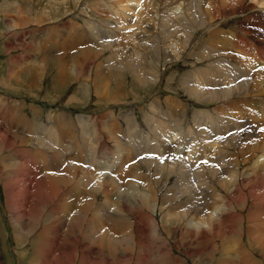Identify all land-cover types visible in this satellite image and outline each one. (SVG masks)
Segmentation results:
<instances>
[{"label": "rangeland", "instance_id": "obj_1", "mask_svg": "<svg viewBox=\"0 0 264 264\" xmlns=\"http://www.w3.org/2000/svg\"><path fill=\"white\" fill-rule=\"evenodd\" d=\"M197 1L139 0L137 4H133L132 0H0V99H7L12 104L19 105V102L22 103L28 119L31 117L30 109L32 107L42 110L45 115H50L51 118L58 115L64 126L72 130L73 141H66L62 135H53V137L63 139V141H59L55 151L68 160L71 195L63 204L72 213L77 212L74 209L76 201L74 192H84L86 201H89L90 193L93 191L91 188H77L73 180L79 168L78 158L82 153L77 150L79 147L85 150V145L89 143L88 140H84L82 131L78 126L79 118L90 120L89 117H92L97 134L95 138L107 141L112 147L116 146L117 139H109L111 137L109 126L115 125L113 129L117 133L118 150H121L119 153H122L121 156L123 157L131 156L129 159H133L134 162L129 161L131 166H136L134 172L138 174L130 177L131 185L134 188L131 189V185L121 187L123 193H116L115 200L118 205L114 201L113 203L116 208L118 206L120 209H123L124 204L130 206L129 208L136 206L144 220L147 215L153 216L157 224H166L168 220V217L164 216L165 208H160L159 200L162 199L164 203H167L166 205L170 202L176 206L178 203L173 202V197H171V193L174 191L171 192L174 176L169 175L168 165L170 167L172 165L174 170H177L182 162L191 163L194 161L196 164L200 161V157L207 160L209 153L201 152V154L199 152L200 154H198L196 148L200 149L201 146L207 148L206 145H209L203 144L206 143V140L211 139L202 137L200 133L202 131H204L203 134L207 133L210 125H204L205 119L202 120L203 122L201 121L202 125L194 129L195 118L202 114L205 116H208L206 114H213L214 110H223L224 113L235 110L242 113L244 117L251 119L257 125V144L259 148H262L263 141L259 140V137L264 139V119L261 120L262 114L264 116V106H262L264 97L243 96L240 99H230V96L223 90L226 98L232 103L222 102L221 98L217 102L215 100L209 101L213 97L210 93L214 91L210 87V81L204 83L203 88L201 71L205 72L206 64L209 63L208 60L213 57L210 52L203 49L204 45L207 48L211 44L213 47L216 46L218 51L216 57L224 61L221 66L215 69V77H218L222 71H229L228 68L231 63L233 64L232 60L235 56L244 55V49H241L242 43L237 40L236 45H233L234 40L233 42L229 40L231 32L241 40H251L253 42L252 47H257V50H253V54L258 56L259 49L264 52V36H261L259 31V29L264 30V24L259 18L261 12L264 11V6L261 7L258 4L260 0H236L232 6L223 7L226 9L222 10L221 8L219 10L220 14L218 17L217 15L214 17L216 19L213 23L207 18L213 10L206 7L210 2L204 0L202 3L201 0V6L197 7ZM220 2L228 6L231 0H220ZM248 6H250V10L244 15H239ZM252 7L255 8L252 9ZM176 9L181 12V15L175 13ZM201 11L206 13V20L203 24L201 19L199 21L197 19L198 13ZM222 14L224 15L222 16ZM194 17H197L195 20L199 26L196 25ZM227 17L230 19H225ZM210 18L213 19V17ZM83 19L88 21L85 25L90 33L94 27L91 22L96 19L100 20L101 26L103 25L101 36L97 37L93 33L87 36L78 34L77 40L67 38L65 34L69 30L68 24L77 21L76 24L79 25ZM211 23L213 25L219 24V26L216 25L219 40L211 39L210 34H213L214 30L213 26L209 27ZM7 26L12 29L11 32L7 31ZM246 28H248V32L245 30ZM219 53L221 54L219 55ZM256 55L253 57L259 59L260 64L255 63L254 71L263 69L261 71L263 73L264 59L260 56L258 58ZM63 63H67L65 64L66 70ZM158 72L161 73L160 80L157 78L149 84L146 77L150 76L151 73L156 77ZM28 74L32 76L29 77ZM224 78L230 80L227 77ZM187 82H190V85L193 84L194 98H191L187 92L184 93ZM214 97H219V95ZM166 107L174 110L173 115L176 120L180 119L181 116V124L179 123L176 131L172 130L170 126V131L169 127L166 128L167 133L169 132L166 136L167 139L160 134L159 129L156 131L155 127L156 123L162 125L164 123L167 126L168 123H171L169 119L168 122L166 120L168 118ZM145 116L149 119L147 120ZM40 123L47 128L51 126L44 121V118L40 120ZM23 124L27 123L17 124L16 127L20 132L27 133V129L22 128ZM27 128L35 134L34 129L28 124ZM190 128L194 133H191ZM195 130L199 133L197 136ZM56 131L60 132L59 129ZM211 132L215 133L214 139L216 132L213 127ZM210 135L212 136V134ZM153 137H156L158 142L156 139L151 141ZM249 138L254 139V136ZM129 140L136 144L137 154L129 149V147L131 148V145L127 144ZM166 141L170 142L169 146ZM150 143L159 145L153 149L149 145ZM48 152H51L50 148ZM8 156L15 158V154L8 150L0 154V168L5 169L4 175L10 171L9 168H6ZM105 157L104 154L102 158ZM143 157L144 159H142ZM145 157L155 161L152 169L143 167L140 169L142 166L140 162H145ZM135 161L138 163L136 164ZM64 163L67 164V162ZM157 165H159L160 170H156ZM138 166L140 167L137 168ZM207 169L209 168L202 169L203 171L197 174L195 172L189 177H192L191 179L194 181L203 183L202 180H205L204 183H207L210 180ZM158 171L163 173L160 172V175ZM166 172H168V179L165 178ZM143 174L145 175L144 180L140 181L139 176ZM198 174L203 177L197 178ZM159 178H161L160 181ZM151 181L155 183L152 182L153 185L147 186L146 183L152 184ZM201 183L198 182L196 185L201 187ZM205 185L210 190L211 185L208 183L202 184L201 188L204 190ZM254 187H244L241 191L242 195H240L242 203L240 200L239 203L243 205L246 202L244 210L246 221L250 209L255 210L253 208L260 204L258 201L259 192L263 193L259 187ZM168 188L169 190H167ZM207 188L203 191L205 195L208 194ZM249 189L253 194H256L253 196ZM4 190V183L0 182V264H30L32 260H35V264H48L49 250L45 247L50 238L48 232H52V226L58 225L59 222H56L49 212H45L40 223L41 227L45 226L46 222L51 223L48 231L43 234L36 231L28 241L18 246L13 223L10 214L7 213ZM151 192L153 193L151 194ZM245 192L246 197H243ZM183 203L187 202L184 201ZM83 204H78V209ZM180 205H177V208L172 211L175 210L174 213H176L181 210L182 208L178 207ZM188 205L182 206L191 212L189 214H192V210L195 208L192 209L191 207H195L197 204L190 202ZM105 211L114 217L115 213L108 206L105 207ZM130 216L134 220L137 218ZM184 216L188 217L185 211ZM95 220L94 212L88 213L84 225L93 223ZM151 220L149 223L153 230L154 226ZM141 224L144 223L141 222ZM144 225L139 223V226L135 228L138 233H144L140 236L142 238H145L147 233V225ZM169 225L166 229L160 228L161 231L165 232L163 238L155 240L153 234H149L148 242L150 245L134 250L133 260L127 264H217L221 252L215 253V251L219 247L223 249L222 258L228 261H235V257L241 248L240 230L234 235H225L224 239L217 241L214 235L217 231L204 230V232L199 233L195 225L187 222L184 224V231H175L179 226L175 225L174 221H171ZM245 225L247 227L248 224L245 223ZM228 226L229 223L220 231L225 230ZM106 228L114 229L115 222L107 223L105 227L101 226V233H106ZM202 229L205 228L201 227L200 230ZM80 240V256L73 264H122L119 261L114 262L113 252L109 250L103 251V259L100 258L93 262V254L86 251L85 245L88 243L86 236H81ZM151 242L154 243L151 244ZM244 242L248 247L250 246L247 238H244ZM22 252L25 257H21ZM256 259L258 262L264 263L263 257L258 256Z\"/></svg>", "mask_w": 264, "mask_h": 264}, {"label": "bare ground", "instance_id": "obj_2", "mask_svg": "<svg viewBox=\"0 0 264 264\" xmlns=\"http://www.w3.org/2000/svg\"><path fill=\"white\" fill-rule=\"evenodd\" d=\"M138 1L139 0H132L133 4H137ZM208 1L210 2V4L206 7L213 10L211 15L207 18H209V20L214 23V19H216L214 17L216 15L218 17V15L220 14L219 10L221 8L222 10H224L232 6L233 4H235L236 0H231L230 5L227 4L228 6L224 5L222 2H220V0ZM203 2L204 0H202V3ZM258 4L261 5V7L264 6V0H260ZM196 5L197 7L201 6V0H198ZM223 7L226 8L223 9ZM254 8L255 7H252V9ZM178 9H176L175 13L177 15H181V12H178ZM249 10L250 6H248L246 10L241 11L239 15H244ZM261 13L262 14L259 18L264 24V11H262ZM223 15L224 14H222V16ZM210 17H213V19ZM196 18L197 17H194L193 19L196 25L199 26V24H197V21L195 20ZM228 18L229 17L225 19ZM197 19L198 21L199 19H201L203 24V22H205L206 20V13H204L203 11L199 12ZM213 23H211V26H209H213L214 29L213 34H210L211 39L214 38L219 40V32H217L216 29L219 24L215 23L217 25L216 26L213 25ZM245 30L247 32L249 31L248 28H246ZM7 31L11 32L12 29L7 26ZM259 31L261 36H264V30L259 29ZM229 40H232V42L234 40L233 45H236L237 40L239 41V43H242L241 49H244V55L239 57L233 55L235 57L232 60L233 64L231 63L228 68L229 71H222V73H220L218 77H215V69L218 66H221L222 62L224 61L223 59L221 60L219 57H216L218 52L216 46L213 47L211 46L212 44L208 48L205 45L203 46V49L210 52V54L213 56L212 58H210V60H208L209 63L206 64L207 68L206 70H204L205 72H202L200 70L202 76L201 83L203 85V88L204 83L210 81L211 86H209L213 88L214 91L210 93L213 97L209 101L215 100L217 102L221 98L222 102L232 103L226 98V94L223 90H225L226 93L230 96V99H240L243 96L264 97V72L261 73L263 69L254 71L256 68L255 63L260 64L259 59L253 57L254 55H256L253 54V50H257V47H252L253 42L251 40V42L249 40H241L237 36H234L232 32L230 34ZM220 54L221 53H219V55ZM263 54L264 52L259 49V55L256 56L258 58L260 56L264 59ZM65 64L64 68L66 70ZM164 70L162 71L164 72ZM151 74L150 76L146 77V80L149 84L151 83V81H154L157 78L158 80H160L161 73L156 74V77ZM28 76L31 77L32 75L28 74ZM224 77H227L230 80L228 81ZM190 86L192 89L190 88ZM217 87H219V89L216 90ZM192 90L193 84L190 85V82H187V86L184 88L185 92H183H187L191 96V98H194V92H192ZM217 95H219V97H214ZM262 106H264V100L262 101ZM166 108L168 110V118L166 120L168 122L169 119L171 123H168V126L164 123L163 125L161 123H156L155 125L156 131L159 129L158 131H160V134L163 135V137H166L169 133H167L166 131V128L169 126L172 130L176 131L181 120V116L178 120L174 118V110L168 107ZM23 109V105L20 102L18 105L16 103L12 104L7 99H0V154L7 150L15 154V158H13L12 156H8L6 158V168L10 169L8 173L4 175L5 169L0 168V182L4 183V195L6 200L7 213L10 214V219L13 223L14 233L18 246L28 241L31 238L32 234L36 231L41 232V234L48 231L51 223L46 222V225L41 227L40 222L44 217L45 212H49V214L54 218L56 222H59V224L53 225L52 232H48L50 238L45 244V247L49 250L48 264H73V262L80 256V237L83 235L86 236L88 241V243L85 245L86 251L93 254V262L95 260H99L100 258L103 259V251L109 250L113 252L112 255L114 258V262L119 261L122 264H127L133 260L134 250L150 245V242H148V238H150L149 234H153L152 236L155 237V240H157L158 238H163V235L165 236V232L161 231L160 228L166 229V227L170 226L169 224L171 223V221H174L175 225L179 226V228L175 229V231H184L185 222L195 225L198 228L199 233L204 232V230L211 232L217 231V233L214 234L217 241H221L222 239H224L225 235H234L240 230L241 248L238 252V255L235 257V261H228L223 259V249L219 247L215 251V253L221 252L220 259L217 264H264L262 262H258L256 259V257L258 256L264 258V223H261L262 221H264V139L259 137V140L263 141L262 148H259L256 136L258 127L251 119L244 117L242 113H239L235 110L225 113L223 112V110H214L213 114H206L207 112L205 111V114L208 116L202 114L205 117L201 115L198 118L194 119V129L202 125V120L205 119L206 122L204 123V125H210V129L207 133L203 134L204 131L200 133L202 137H209V139H211L206 140V143L203 144L209 145H206L207 148H205V146H201L200 149L196 148V152L198 154H200L201 152L209 153L207 160H204L200 157V161L196 164L194 163V161L191 163L185 161L180 164V167L177 170H174L172 165L171 167L170 165H168L170 170L169 175L171 177L174 176V182L171 184L173 185V189L170 188L171 192L172 190L174 191L172 193L170 192L172 196L170 194L168 196L173 197L172 200L175 203L178 202L177 205L181 204L178 207H181L182 209L174 213L175 210H172L177 208V205L175 206V204H172L170 202L168 203V205H166L167 203H164L162 199L159 200L160 208H165L164 216L166 215V217H168V220L166 221V224H157L153 216L147 215L144 220L142 216H140V211L136 206L135 208H129L130 206L124 204L123 209H120L118 206L116 208L113 203V201L117 203V201L115 200L116 193L122 192L123 190L121 191V189L124 186H130L132 183L130 177L132 175L135 176L138 174L137 170V174H135L134 172V167L136 166H131L130 161L134 162L132 161L133 159L130 160L131 156L127 155L126 157H123L121 156L122 153H119V151L121 150H118L117 144L119 142L118 137L116 136L117 133L113 129L115 127L114 124H111L109 126V130L111 131V137L109 139H117L116 146L112 147L107 141L95 138L97 137V134L93 121L89 119L86 120L84 118H79L78 126L82 131L84 140H88L89 143L85 145V150H83L81 147H79L77 150L82 153L79 155V168L73 180L77 188H91L93 189V191H91L90 193L89 201H86L84 192H74V196L76 197L74 209H76L77 211L74 214L71 210H69L67 206L63 204L67 197L71 195V191L69 189L70 173L68 160L60 153L55 151L57 149L56 146L59 145V141H63V139L60 137H53V135H62L66 141H73V132L72 130H69L64 126L58 115H56L54 118H51L50 115H45L42 110L40 111L32 107L30 109L31 117L28 119ZM42 118H44V121L46 123L51 125L50 128H47L45 125L40 123V120ZM263 119L264 116L262 114L261 120ZM21 123H27L31 128L34 129L35 134L27 128V124L22 125V128L28 130H26L27 133L20 132L16 125ZM211 126L216 132V136L214 139L213 136L215 133L211 132ZM170 127L168 128L169 131ZM56 129H59L60 132H57ZM191 133H194L192 129ZM196 133L197 131L195 130V134ZM209 133L212 134V136ZM157 134L159 133L157 132ZM198 134L199 133H197L196 136ZM48 135H50V137H47ZM250 136H254V139L249 138ZM155 139L156 137H153L151 141H155ZM168 139L170 138L168 137ZM173 141H175V139H173ZM166 142V144L169 146L170 142ZM127 144L131 145V148L129 147V149L133 153L137 154V151L135 150L136 144L131 140H129V143ZM149 145L151 146V148L155 149L159 144L150 143ZM49 148L51 149V152H48ZM104 154L106 157L102 158ZM142 159H144V157ZM145 160V162H140L142 166H138L137 168L140 167V169H142L143 167L152 169L155 161L152 158H146ZM64 162H67V164H65ZM158 166L159 165H157L156 170H160ZM206 168H209L207 169L208 174H206L210 179L208 181H211V183L207 182L211 185V188L209 190L205 185L208 189V194L205 195L203 194V191H205L206 188L204 187V190L201 188L202 184H207L204 183L205 180L201 179L203 182L201 183V181L192 180V177L190 178L189 176H191L195 172L197 174L200 171H203L202 169L205 170ZM160 172L159 174L161 175V173L163 172ZM139 173L141 175V172ZM167 173L168 172H166V179H168ZM145 175L143 174L142 176H139L140 181L144 180ZM201 176L200 174H198L197 178H201ZM161 178H159V181L161 180ZM152 182L153 181H151L150 183ZM198 182L201 183V187L196 185ZM153 183L146 184L147 186H149L153 185ZM247 186L259 187L261 190H263V193L260 191V194H258V201L261 205L258 204L255 208H253L255 210L250 209L249 216H247L248 219L246 221V219H244L246 218L244 211L246 208V202L243 205L241 204L242 201L240 200V195H242V189ZM219 187H222V189H219ZM130 188L133 189L134 186L131 185ZM167 190H169V188ZM251 190L253 191V189ZM152 193L153 192H151V194ZM201 193L203 194V198H201ZM251 194L254 196L256 193L253 194L252 192ZM245 195L246 192L243 197ZM195 197L196 200H194ZM255 198L257 197L255 196ZM193 200L194 203L197 204L195 207H191L192 209L195 208L194 210L191 209L193 212L192 214L194 215L189 214L191 212H188L187 209L183 208L184 204L188 205L190 202L194 204ZM239 200L241 201V203H239ZM157 201L158 200L156 199V202ZM184 201H186L187 203H183ZM80 203L84 204L78 209L77 205ZM106 206H108L112 210V212L115 213L114 217L110 213H107L105 211ZM184 211L188 214L187 218L185 217L186 215L184 216ZM91 212H94L96 220L93 223L84 225L86 215ZM128 214L137 218H135L134 220ZM150 220L153 222V230L150 227ZM114 222V229L106 228L107 232L101 233V226L105 227L107 223ZM141 222L147 225V233L145 238L140 237L144 234L143 232L138 233L135 230V228L139 226V223L140 225H144L141 224ZM228 223L229 226L225 230L220 231V229L225 227ZM245 223L248 224L247 227ZM201 227L205 229L200 230ZM244 238H247V241L250 244L249 247L244 242ZM153 243L154 242H151V244ZM21 257H25L23 252L21 254ZM30 264H35V260H32Z\"/></svg>", "mask_w": 264, "mask_h": 264}]
</instances>
